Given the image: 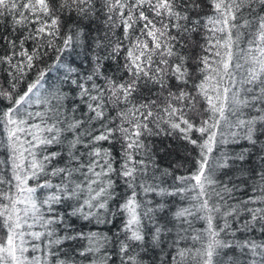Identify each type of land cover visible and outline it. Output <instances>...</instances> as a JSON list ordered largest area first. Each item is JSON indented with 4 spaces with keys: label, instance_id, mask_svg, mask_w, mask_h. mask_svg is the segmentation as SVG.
Here are the masks:
<instances>
[{
    "label": "snow or ice",
    "instance_id": "6c2138e0",
    "mask_svg": "<svg viewBox=\"0 0 264 264\" xmlns=\"http://www.w3.org/2000/svg\"><path fill=\"white\" fill-rule=\"evenodd\" d=\"M0 78V264H264V0H0Z\"/></svg>",
    "mask_w": 264,
    "mask_h": 264
},
{
    "label": "trees",
    "instance_id": "16d2710c",
    "mask_svg": "<svg viewBox=\"0 0 264 264\" xmlns=\"http://www.w3.org/2000/svg\"><path fill=\"white\" fill-rule=\"evenodd\" d=\"M95 25H92V28L95 29ZM79 51V50H77ZM71 60L75 61V64H80L81 61L84 59L83 58V54L81 53V55L79 56H72L70 57ZM87 65L85 64V67ZM63 75H64V70L63 69H58L56 71H52L49 73V76L46 77V80L49 84H53L55 85L56 82L58 80H62L63 79ZM32 78V73L29 74V79ZM0 81H2V78H0ZM26 83V82H25ZM47 86V85H46ZM20 90L23 91L25 88V84H21L19 86ZM8 107L7 101L4 100H0V112H3L6 108ZM35 109V106H34ZM35 110H39V109H35ZM193 138H195L196 136H198L199 134L196 132L192 133ZM3 137V128L2 125H0V138ZM152 146H153V151L156 152V161L157 163L160 165L161 169L163 168H169L172 169L177 163H182L185 166L183 168H176L174 171V175H181V174H187L189 172H191L193 170L192 167V157L195 155V153L192 154H186L184 151V147L186 142L181 141L179 139H174L172 137H166V136H159V137H151L149 138V141ZM190 147V146H188ZM239 147V146H238ZM50 150H55L50 149ZM4 149L2 147H0V160H3L5 157L3 155ZM218 155V151H214L212 153V156H217ZM211 163V161H210ZM166 179V184L163 185L165 187L168 186V184L172 183V179L171 177L165 178ZM189 196H191L192 194L189 193ZM156 199H161L159 197H157ZM167 201H174V200H178L179 198L177 197H167L164 198ZM181 203H187L186 201H180ZM74 223L80 224L82 222L79 221H74ZM121 225V218L117 217L115 219V221L112 224H108V225H104V224H100L97 225L95 223L93 224H88L84 230L86 232L88 231H94V232H103L109 236L112 235L113 231L118 230V227ZM204 226L203 221H196L194 227L197 229H200ZM115 256H113V260H115Z\"/></svg>",
    "mask_w": 264,
    "mask_h": 264
}]
</instances>
